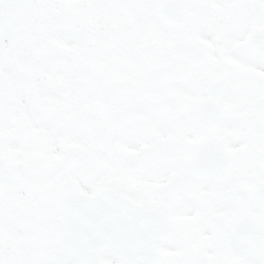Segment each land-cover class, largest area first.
I'll list each match as a JSON object with an SVG mask.
<instances>
[{"label": "snow or ice", "instance_id": "obj_1", "mask_svg": "<svg viewBox=\"0 0 264 264\" xmlns=\"http://www.w3.org/2000/svg\"><path fill=\"white\" fill-rule=\"evenodd\" d=\"M0 264H264V0H0Z\"/></svg>", "mask_w": 264, "mask_h": 264}]
</instances>
